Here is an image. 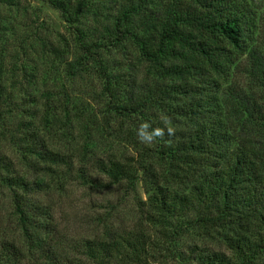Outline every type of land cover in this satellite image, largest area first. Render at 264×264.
Segmentation results:
<instances>
[{
	"label": "trees",
	"instance_id": "obj_1",
	"mask_svg": "<svg viewBox=\"0 0 264 264\" xmlns=\"http://www.w3.org/2000/svg\"><path fill=\"white\" fill-rule=\"evenodd\" d=\"M44 1L73 24L92 9L87 0ZM120 5L102 41L89 42L78 30L81 55L70 69L78 73L96 65L113 116L162 127L147 112L155 108L175 134L152 147L139 144L141 151L130 159L89 156L85 144L77 165L41 137L23 136L18 148L35 176L1 178L13 201L17 238L0 245V264H143L150 235L144 227L116 225L110 215L98 219L99 235L61 240L51 207L33 197L46 191V176L60 166L64 178L82 185L106 187L97 175L112 184L123 181L127 194L140 181L146 218L165 231L169 227L170 242L190 230L218 232L235 262L195 246L188 258L200 264H252L264 254V51L253 42L255 11L248 0H122ZM125 40L137 47L151 78L124 83L112 74L100 50ZM236 72L246 75L248 90L236 85ZM45 97L52 107L50 94ZM174 218L184 222L173 226Z\"/></svg>",
	"mask_w": 264,
	"mask_h": 264
},
{
	"label": "rangeland",
	"instance_id": "obj_2",
	"mask_svg": "<svg viewBox=\"0 0 264 264\" xmlns=\"http://www.w3.org/2000/svg\"><path fill=\"white\" fill-rule=\"evenodd\" d=\"M71 1L75 4V0ZM87 1L92 7L90 13L73 24L44 0H0V245L17 238L13 201L2 176L18 174L28 179L35 176L31 161L18 148L23 136L32 133L41 137L49 148L66 155L76 165L85 144L89 146V156L113 154L119 159H130L141 151L138 147L142 143L136 135L141 122L134 116L121 119L112 115L107 107L110 97L96 65L78 73L70 69L69 63L81 55L78 30L86 33L89 42L102 41L104 27L111 23L122 3V0ZM248 1L257 15L258 29L253 42L264 51V0ZM107 48L100 50L101 56L110 65L112 74H118L124 83L130 77L139 81L151 78V69L140 60L132 41L125 40L119 47L108 44ZM245 76L236 72L234 80L238 87L248 90ZM47 93L52 98V107L47 105ZM147 112L153 114V120L165 121L157 109ZM63 170L65 166H60L52 177L46 176L49 187L33 195L51 207L61 240L80 242L99 235L98 219L110 215L116 225L144 227L150 235L146 250L142 251L146 258L143 264H200L193 256L187 257L194 246L206 252H220L235 262L218 232L190 230L170 242L166 236L169 227L165 231L146 218L147 205L143 203L147 195L140 181L136 191L127 194L123 181L112 184L97 175L96 178L107 183L106 187L97 188L82 185L71 177L64 178ZM176 222L184 220H170L173 226ZM252 264H264V254Z\"/></svg>",
	"mask_w": 264,
	"mask_h": 264
},
{
	"label": "clouds",
	"instance_id": "obj_3",
	"mask_svg": "<svg viewBox=\"0 0 264 264\" xmlns=\"http://www.w3.org/2000/svg\"><path fill=\"white\" fill-rule=\"evenodd\" d=\"M164 126H154L152 122L144 121L136 129L137 139L140 143L151 145L158 139L175 134L174 127L168 126L167 121L162 122Z\"/></svg>",
	"mask_w": 264,
	"mask_h": 264
}]
</instances>
